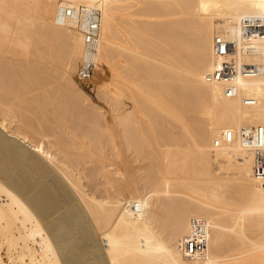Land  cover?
Masks as SVG:
<instances>
[{"label": "bare ground", "instance_id": "6f19581e", "mask_svg": "<svg viewBox=\"0 0 264 264\" xmlns=\"http://www.w3.org/2000/svg\"><path fill=\"white\" fill-rule=\"evenodd\" d=\"M261 15L264 0H0V264H264V37L239 29ZM217 37L261 69L232 95L208 79ZM196 220L208 241L189 257Z\"/></svg>", "mask_w": 264, "mask_h": 264}, {"label": "built area", "instance_id": "2783aa9c", "mask_svg": "<svg viewBox=\"0 0 264 264\" xmlns=\"http://www.w3.org/2000/svg\"><path fill=\"white\" fill-rule=\"evenodd\" d=\"M74 16V10L71 7L61 6L56 15V21L64 24ZM240 34L245 39H257L264 37V16H246L243 17L239 25ZM85 43L87 45L85 54L81 60L78 68V80L85 85L92 73L95 61V45L97 44V37L92 32H85ZM234 42H229L223 38L217 37L213 46V53L220 58L218 66L215 67L212 73L208 75V79L212 81L225 82V93L232 95L236 93L235 79L239 75H255L261 72L257 64L236 63L232 57L235 52ZM224 59H223V58ZM263 131L261 126L242 128L241 136L244 144H250L260 136ZM256 175H264V161H261L255 166ZM140 206L137 203L132 205V209L137 212ZM208 235L206 228L200 221H193L191 233L186 236L182 243V248L185 254L189 257L201 256L207 246Z\"/></svg>", "mask_w": 264, "mask_h": 264}, {"label": "rangeland", "instance_id": "374dc122", "mask_svg": "<svg viewBox=\"0 0 264 264\" xmlns=\"http://www.w3.org/2000/svg\"><path fill=\"white\" fill-rule=\"evenodd\" d=\"M88 90H89V89H88ZM88 90H86V92H87L88 94L92 95V94H91V91H88ZM92 96H93V95H92Z\"/></svg>", "mask_w": 264, "mask_h": 264}]
</instances>
